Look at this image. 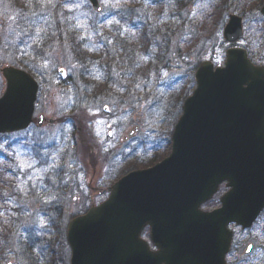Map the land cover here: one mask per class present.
Masks as SVG:
<instances>
[{
	"label": "rangeland",
	"instance_id": "1",
	"mask_svg": "<svg viewBox=\"0 0 264 264\" xmlns=\"http://www.w3.org/2000/svg\"><path fill=\"white\" fill-rule=\"evenodd\" d=\"M21 1L0 0V67L29 69L39 82L34 116L56 122L0 134V176L9 181L0 183V264H69L68 222L104 198L85 186L92 173L76 129L89 142L94 134L110 161L107 167L94 157L99 189L126 169L163 158L201 61L222 65L225 50L239 46L264 62V0H99L100 11L87 0ZM232 12L243 16L244 34L230 44L222 28ZM67 38L82 52H72ZM4 88L0 74V94ZM229 227L238 245L231 256H243L251 242L252 254L239 264H264V212L248 230Z\"/></svg>",
	"mask_w": 264,
	"mask_h": 264
},
{
	"label": "water",
	"instance_id": "2",
	"mask_svg": "<svg viewBox=\"0 0 264 264\" xmlns=\"http://www.w3.org/2000/svg\"><path fill=\"white\" fill-rule=\"evenodd\" d=\"M88 1L101 9L98 0ZM260 13L264 16V4ZM242 35V18L230 14L223 39L233 42ZM0 74L5 80L0 133L25 129L38 84L12 65L0 67ZM194 78L169 154L119 178L105 201L70 221V264H226L228 224L245 229L264 208V65L254 64L245 49L230 47L224 66L202 61ZM43 120L39 115L38 124ZM222 182L229 189L221 206L201 210ZM147 225L157 250L140 236Z\"/></svg>",
	"mask_w": 264,
	"mask_h": 264
},
{
	"label": "flooded vegetation",
	"instance_id": "3",
	"mask_svg": "<svg viewBox=\"0 0 264 264\" xmlns=\"http://www.w3.org/2000/svg\"><path fill=\"white\" fill-rule=\"evenodd\" d=\"M32 124H35V123L32 122ZM40 127H42V126H40ZM43 127H45V126H43ZM76 135H77V138H78V141H79V149L85 155L86 161L89 162L86 165L91 170V173H92V179L90 178V180L89 179L85 180V182H84L85 183V186L90 191H93V193H96L97 196H104V198L101 200V201H103V200H105L109 196V187L116 180H118L123 174H125L129 170L126 169V170L123 171L122 174L120 173V174H118L116 176H113V178L115 177V180L112 183H110L109 186L105 187V189H99L96 185L92 184L95 180H97V182H98V179H99V176H100V169L97 167L98 159H99L100 163L103 162L104 164H106V166H107V164L110 163V161L107 160L108 159L107 156H105V157L104 156H101L102 153H103L104 146L99 141H96L95 140V136L92 133L89 136V140L92 141V142H89L87 140V138L85 137L86 135H84V134L81 133V128L80 127L77 129ZM127 136H128V134L126 133V135H124V137L122 138V141H121L120 145L118 146V149H120V150L122 149L124 151L123 145L125 143H127L129 140H131V138H132V137L131 138H128ZM87 154H88V157L86 158ZM98 155H99L98 159L94 160L95 159L94 157H97ZM150 165H152V164H150ZM109 172H111V169L109 168L107 170V168H106L105 175L107 174V176H108ZM88 197H89V200L92 201L93 198H91L90 196H88ZM91 205H93V204H91ZM87 209L81 211L80 213H78L74 217L81 216V215L85 214V212L87 211ZM143 234L147 235L146 238L149 241V239H148V232L145 231V228L143 229V231L141 233V236L144 238ZM249 244L251 245L250 251L245 254V250H246V248H247V246ZM151 248L153 250H157V247L156 246L151 245ZM234 248H238V245L236 244L235 237H234V233H233V241H232L231 249L227 253V256H226V262H227V264H239V262L241 261V258L243 256H247V255L252 254V252L254 250V245H253V243L249 242L245 246V248L243 250V252H244L243 256L237 254L234 257H232L231 255L234 252ZM229 257H231V260L229 259Z\"/></svg>",
	"mask_w": 264,
	"mask_h": 264
},
{
	"label": "trees",
	"instance_id": "4",
	"mask_svg": "<svg viewBox=\"0 0 264 264\" xmlns=\"http://www.w3.org/2000/svg\"><path fill=\"white\" fill-rule=\"evenodd\" d=\"M8 2L10 3V4H12L13 6L14 5H16V4H22V1L21 0H8ZM69 35V34H68ZM66 42H68L69 43V47H70V50L73 52V51H78V49H79V52L81 53L82 52V48H79V47H75V43H76V40L74 39V40H71V39H69V38H67L66 39ZM127 43H129L128 41L127 42H125V43H123V46H126V44ZM74 44V45H73ZM74 55V54H73ZM249 56L252 58V55L249 53ZM86 58H88V56L86 55ZM86 60L87 59H85V64H86ZM88 63H89V60H88ZM24 68H26V67H24ZM26 70L27 71H29L30 73H31V71L29 70V69H27L26 68ZM152 161V160H151ZM154 161H152V162H150V164L151 163H153ZM136 167V166H135ZM9 181L7 180V178H5V177H3V176H0V183H2V184H4V183H8ZM5 185V184H4ZM4 187V186H3ZM3 187H1V188H3ZM217 203H218V200H217V197L216 198H214V199H212L211 201H209V202H207L206 203V206L207 207H213V206H216L217 205ZM145 231L147 232V229H145ZM2 234V233H1ZM0 234V235H1ZM2 237V236H1ZM26 249H28V247H26ZM1 251H3V250H0V261H2L5 257H3L4 255H3V253L1 252ZM28 262H31V261H29L28 260Z\"/></svg>",
	"mask_w": 264,
	"mask_h": 264
}]
</instances>
